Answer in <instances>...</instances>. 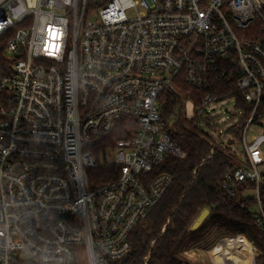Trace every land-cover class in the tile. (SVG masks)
<instances>
[{"label":"built area","instance_id":"1","mask_svg":"<svg viewBox=\"0 0 264 264\" xmlns=\"http://www.w3.org/2000/svg\"><path fill=\"white\" fill-rule=\"evenodd\" d=\"M0 39L11 67L0 77V264L128 255L130 234L174 180L162 166L187 156L165 131V93L198 128L227 99L236 125L247 113L245 163L222 185L233 194L254 183L264 225V135L248 140L264 119V0H0ZM124 122L130 136L95 152ZM230 137L218 143L231 147ZM113 165L116 181L93 187L89 171Z\"/></svg>","mask_w":264,"mask_h":264},{"label":"trees","instance_id":"2","mask_svg":"<svg viewBox=\"0 0 264 264\" xmlns=\"http://www.w3.org/2000/svg\"><path fill=\"white\" fill-rule=\"evenodd\" d=\"M6 58V41L0 39V77L10 70ZM231 91L234 84L230 83ZM185 95H193L196 102L201 93L186 84L180 85ZM162 119L165 131L185 150V159L169 157L162 166V172L173 175L174 180L157 207L140 222L130 234L131 250L116 264H191L187 254L207 250L213 239L244 237L245 244L256 251V264H264V225L257 223V199L247 197L245 192L255 190L254 183H243L229 194L223 188L224 176L239 165V159L232 147L216 145L202 135L191 122L183 120L182 100L165 93ZM238 108H244L238 96ZM247 113L227 135L240 138ZM122 123L109 137L102 138L94 151L100 152L114 147L118 140L130 136ZM120 168L102 166L90 170L91 185L99 187L116 181ZM260 202L264 211V181L259 187ZM256 208L253 212L252 209ZM208 217L197 230H192L197 218L205 211ZM214 237V238H213ZM251 247V246H250ZM148 258L147 260L145 258ZM76 264H81L80 259ZM83 264H88V261Z\"/></svg>","mask_w":264,"mask_h":264},{"label":"rangeland","instance_id":"3","mask_svg":"<svg viewBox=\"0 0 264 264\" xmlns=\"http://www.w3.org/2000/svg\"><path fill=\"white\" fill-rule=\"evenodd\" d=\"M211 120L210 124L208 126L200 125V128L198 126L192 124L194 127H197L202 135H204L206 138L210 139L213 144H217L225 135L228 129L235 128L237 119L239 117L238 111L233 106L232 100H224L220 103L213 104L209 107ZM185 114L189 117L194 115V111L191 104H187V109ZM183 120H185V115H183ZM260 128H256L255 126H252L248 132V140L250 141V138L254 135H264V119L260 123ZM230 138H233L235 140V144H233L231 147L235 151L236 155L239 159V166L242 165L244 162L243 157V147L240 142V138H236L235 135H230ZM259 171L261 175L263 176L262 180L264 181V166H261L259 168ZM247 197H252L255 195V190L249 189L244 194ZM253 212L256 211V208L252 209ZM214 238V237H213ZM215 240V239H213ZM207 241V243L210 242V247L207 248V250H200V251H192L187 254V257L191 264H214V260L211 254V249L220 243L222 240L215 241ZM245 242V241H244ZM243 242V248L246 252L249 253L252 261L254 257L255 262V254L256 251L253 248L252 245L248 246ZM81 264L84 262H87V256L86 253L83 252L81 259ZM253 262V264H254ZM89 264V263H88ZM256 264V262H255Z\"/></svg>","mask_w":264,"mask_h":264},{"label":"bare ground","instance_id":"4","mask_svg":"<svg viewBox=\"0 0 264 264\" xmlns=\"http://www.w3.org/2000/svg\"><path fill=\"white\" fill-rule=\"evenodd\" d=\"M244 241V237H231L215 245L211 249L214 264H253L249 253L243 248Z\"/></svg>","mask_w":264,"mask_h":264},{"label":"water","instance_id":"5","mask_svg":"<svg viewBox=\"0 0 264 264\" xmlns=\"http://www.w3.org/2000/svg\"><path fill=\"white\" fill-rule=\"evenodd\" d=\"M232 144V142L230 143ZM209 211L205 210L195 221L194 225L192 226V230H197L201 224L205 221V219L208 217Z\"/></svg>","mask_w":264,"mask_h":264}]
</instances>
